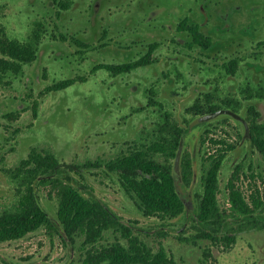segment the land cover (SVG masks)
<instances>
[{"label": "rangeland", "instance_id": "1", "mask_svg": "<svg viewBox=\"0 0 264 264\" xmlns=\"http://www.w3.org/2000/svg\"><path fill=\"white\" fill-rule=\"evenodd\" d=\"M50 1H53V4ZM70 1L71 4L63 10L57 5L59 0H0V29L8 38L27 41L35 27H42L44 30L39 43L42 46L38 52V64L34 62L29 67L24 66L21 79L13 80L11 87H0V211L11 206L15 200L10 178L3 169L14 167L31 149L50 150L49 152L64 163L89 161L102 165L117 156L148 145L153 139L154 126L160 120L159 113L154 112V109L148 110L149 107L144 104L146 84L143 87V83L149 77H153L152 74H157V68L130 71L128 78L131 84L139 88L136 92L128 90V86L121 79H112L102 70L88 79L87 70L90 62L86 65L82 61L79 65L71 53L66 37L76 34V37L84 42L85 39L96 37L99 23L113 20L115 24V4L111 6L105 0H98L97 13L90 15L87 5L93 0ZM115 2L121 9L117 14L118 21L122 23L127 21L129 25L124 27L130 31L140 27L143 36L150 27V21L146 19L151 11H155V25H158L163 23L170 9H178L180 6V10L182 7H191L195 0H115ZM234 6L237 7L235 23L238 29L234 31L236 36L242 32V24L249 22L252 26L257 15L264 13V0H222L217 6V16L224 15L223 12H230V8ZM254 6H259V9H254V15L247 13V9ZM55 12L57 15L63 13L58 22L52 23ZM217 23V20L213 21L216 27L219 25ZM249 30L253 32V28ZM142 40L150 41V37ZM116 47L117 44L111 43L110 48ZM243 48L244 46H240L237 49ZM79 58L82 59L83 56ZM116 64L120 62H115ZM81 76H86L87 81H77L70 87L55 92L45 89L54 82L77 79ZM111 82L113 88L109 90L107 85ZM232 87L233 82L230 80H227L224 86L213 82L210 86L203 85V91L194 94L195 85L188 92L171 88L168 82L157 86L155 95L166 104L168 112H171L178 123L182 124L189 123L194 118L185 110L196 103L201 93L214 91L213 97L223 101L233 99L234 95L230 94V91L234 90ZM256 104L262 114L261 119H264V101H258ZM10 113H16L17 119L12 120L9 117ZM209 121L213 124L208 127L213 131L208 134L209 138L222 139L235 146V149L227 154L220 171V187L224 189L233 165L242 160L249 151V141L241 142L244 129L231 118L225 120L214 118ZM203 129L195 127L188 134L190 139L188 150L190 153L193 152L197 161L195 187L200 181L201 159L208 153L213 154L217 148L211 150L210 142L200 144ZM156 158L162 160L161 156ZM89 181L95 193L115 212L126 220H136L141 225L149 226L150 221L142 216L136 202L124 192L115 175L104 168L91 170ZM246 184L247 180L244 188ZM42 204L49 212H55L56 203L48 199L45 192ZM105 239L112 242L116 237L112 233H107ZM159 240H162L164 247L176 261L186 264H198L204 247L211 248L213 256L211 264H264V230L241 234L235 244L227 250L221 246H213L209 242L192 246L180 243L172 236L161 239L154 233L146 238L150 245H156ZM0 254L18 262L41 260L49 264H85V250L80 248V244L69 257L59 236L44 229L32 232L18 241L1 243Z\"/></svg>", "mask_w": 264, "mask_h": 264}, {"label": "trees", "instance_id": "2", "mask_svg": "<svg viewBox=\"0 0 264 264\" xmlns=\"http://www.w3.org/2000/svg\"><path fill=\"white\" fill-rule=\"evenodd\" d=\"M70 3L62 1L61 7ZM189 30L195 40L202 37L195 26ZM43 34L42 27H35L30 38L21 42L8 38L0 29V87H11L13 80L21 79L24 66L36 59ZM125 66H119L118 71ZM236 66L232 64V68ZM73 82L65 80L46 90H61ZM188 112L194 118L203 114L198 103L190 106ZM9 117L16 120L18 115L10 113ZM246 119L251 135L249 151L233 165L224 189L220 187V171L235 146L209 138L213 131L205 129L202 145L210 142L211 150L217 148L201 159L200 181L195 187L197 161L188 150L189 130L180 127L172 114L160 117L148 145L102 165L89 161L64 163L50 150L33 148L14 167L3 169L10 178L15 200L0 211V242L18 240L44 229L57 234L71 255L80 244L85 250V264H186L176 261L162 240L150 245L146 238L151 233L161 239L172 236L192 246L209 242L229 249L241 234L264 230V119L253 106ZM180 143L183 150L179 181L173 162ZM100 168L116 176L142 216L150 221L149 226L126 220L95 193L89 175L91 170ZM44 192L56 203L54 213L42 204ZM107 233L116 239L105 241ZM211 261V248L204 247L198 264ZM0 264L18 263L0 256Z\"/></svg>", "mask_w": 264, "mask_h": 264}, {"label": "flooded vegetation", "instance_id": "3", "mask_svg": "<svg viewBox=\"0 0 264 264\" xmlns=\"http://www.w3.org/2000/svg\"><path fill=\"white\" fill-rule=\"evenodd\" d=\"M65 1L67 0H63V2ZM97 2L98 0H93L87 5V11L90 15L97 13L99 4ZM105 2H109L111 6L115 4V24L113 20L99 23L96 37L85 39V42L81 41L82 43L76 42L80 41L76 37V34L66 37L71 48V53L78 64L80 65L84 61L88 65L90 62V67L87 70L88 79L97 71L102 70L111 76L112 79H121L128 86V90L137 92L139 88L132 85L128 78V75L131 74L130 71H137L143 68H157V74H152L153 77H149L143 83V87L146 84V96L144 98L146 102L144 104H146L147 108L149 107L148 110L154 109V112L159 113V117L166 114L171 115V112L167 110L166 104L157 98L158 95H155V88L160 84L169 82L171 88L187 90L188 92L195 85L194 94H197L203 91V85L210 86V84L215 82L224 86L226 85V81L230 80L233 82L232 88L234 90L230 91V94L234 95L233 99L229 98L223 101L215 99L214 91L200 94V97L196 99V103L201 106L202 115L220 110L233 111L247 122L246 117L249 107L253 106L256 112H259L256 102L264 101V13L257 15L258 17H256L254 25L251 26L249 22L242 24V32L236 36L234 35V31L238 29L235 23L237 7H231L230 12H223L224 15L217 16V6L222 0H195L191 7H182L181 10V6L178 9H170L163 23L158 25H155V11H151L150 16L146 19L150 21L149 30L142 36L140 27L130 31L127 30V27H124L125 25H129L127 21L125 22L126 24L118 21L117 14H119V10L121 9H119L115 0H105ZM50 3L53 4V1H50ZM57 5L63 10L67 9V7H61L60 0ZM95 5L96 7L94 8ZM254 9H259V6L250 7L247 9V13L254 15ZM62 13L57 15L55 12L52 23L58 22ZM214 20L218 21V27L213 24ZM184 21L186 24L188 23L189 27L185 26ZM153 22L154 25H152ZM194 26L197 28V32L202 35L198 40H195V37H193L189 30V28H193ZM252 28L253 32L249 30ZM102 36H104L103 41ZM141 37L142 39L150 37V41L142 40ZM57 39H59V36ZM111 43L117 44V47L110 48ZM41 46L37 49L34 61L37 64L38 52ZM240 46H244V48L238 50L237 48ZM227 52H229L228 55ZM81 55L83 56L82 59L79 58ZM148 55L149 59L146 61ZM115 62H120V64L115 65ZM234 63L237 64L235 69L232 68V64ZM132 64L134 66L130 68ZM121 65L126 66L124 69L121 68L122 70L118 71V67ZM65 80L54 82L47 87ZM73 80L72 84L77 81L85 82L87 81V77L81 76ZM111 88H113L112 82L110 85H107V89L110 90ZM142 90L141 92H143ZM49 91L55 92L59 90L52 89ZM185 111L189 114L188 108ZM260 115L262 116L261 113ZM196 118H193L189 123H179V125L189 131L195 127L204 128L201 134L200 144L202 145L205 129L213 126V124H210V121H206L192 125V122ZM220 118L222 120L231 118L244 129L242 122L234 119L229 114H219L215 117V119ZM154 127H156V124ZM243 135L241 136V142L245 143L249 141V138L243 140ZM205 156L207 157L208 155ZM18 240L0 242V244ZM68 253L70 257L71 251L68 250ZM0 256L18 264H37L38 262L49 264L41 260L28 261V263L27 261L18 262L11 257H6L2 254Z\"/></svg>", "mask_w": 264, "mask_h": 264}, {"label": "water", "instance_id": "4", "mask_svg": "<svg viewBox=\"0 0 264 264\" xmlns=\"http://www.w3.org/2000/svg\"><path fill=\"white\" fill-rule=\"evenodd\" d=\"M219 114H229L234 119H237V120L241 121L243 126H244L243 140H245L246 138L250 139L251 135H250V128H249L248 123L246 122V120H244L241 116H239L238 114H236L233 111L220 110V111H216V112H212V113H209V114L202 115V116L196 118L192 122V125L209 121V120L217 117ZM182 150H183L182 143H180L179 147H178V150H177V153H176V156H175V159H174V162H173V170H174L175 175L179 178V181H180V174H181V172H180V162H181Z\"/></svg>", "mask_w": 264, "mask_h": 264}]
</instances>
